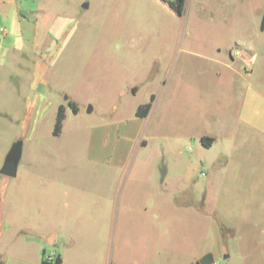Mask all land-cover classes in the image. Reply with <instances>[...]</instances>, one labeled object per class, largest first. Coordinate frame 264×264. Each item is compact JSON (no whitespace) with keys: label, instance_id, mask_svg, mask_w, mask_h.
Masks as SVG:
<instances>
[{"label":"rangeland","instance_id":"374dc122","mask_svg":"<svg viewBox=\"0 0 264 264\" xmlns=\"http://www.w3.org/2000/svg\"><path fill=\"white\" fill-rule=\"evenodd\" d=\"M15 3L24 8L15 23L13 6L0 5L17 34L15 53L0 56V168L21 139L27 170L0 174L4 263L60 255L62 264H185L211 239L213 209L235 229L233 240L221 231L222 249L233 251L227 264H264V0H186L182 16L158 0ZM59 105L65 117L54 136ZM200 133L216 138L210 149L196 143ZM222 154L229 169L218 171ZM197 163L210 165L207 177L195 179Z\"/></svg>","mask_w":264,"mask_h":264},{"label":"crops","instance_id":"0c3cea01","mask_svg":"<svg viewBox=\"0 0 264 264\" xmlns=\"http://www.w3.org/2000/svg\"><path fill=\"white\" fill-rule=\"evenodd\" d=\"M15 2H16V0H0V5L13 6L12 9L10 8V12H11L10 13V17H11L10 20H12L14 23L16 21H23V19H21V15L19 13H20V11L24 10V8H22V7L19 6V3H17V5H16ZM26 9L28 10L29 8H26ZM29 11L30 12H34L32 10H29ZM4 21H5L4 20V17L0 14V28H4L5 29V32H3V33L0 31V56L1 57H2L3 54H6L7 56H9L11 53L12 54L15 53L16 46H17V42H16V40H17V38H16L17 34L11 32L10 29L8 28L7 24ZM25 22L27 23V21H25ZM27 24L29 25V23H27ZM29 26H31V25H29ZM231 62H234V61H231ZM1 64L2 63H0V78H1V72L3 71L2 70V67L3 66H1ZM18 80H19V77L18 76L14 75V74L13 75H8L7 82L11 85L10 88L12 90L17 88V86H18ZM26 80H27V78L24 80V82H25V91H26V89L28 91L29 90V82L26 81ZM150 96H149V98H150ZM1 113H3V112H1ZM147 115H146V117H147ZM134 116H135V114H134ZM146 117H144V118H146ZM139 119H143V118H138V120ZM112 131H113V129L110 127L108 134H104V136L100 137L99 139L96 138L95 141L96 142H98V141L100 142L103 138H107L106 135H110ZM201 136H203V137L204 136H206V137H212L214 139L211 147L216 142V138L215 137L210 136V135H205L203 133H200V134L196 135V137H195L196 140H197L196 143H198L200 146H202L201 143H200V141H199V139H200ZM134 142L135 143H134L133 147L136 145V140H134ZM141 148H143V147H140L139 149H141ZM210 148H208V149H210ZM98 152H99V150H98ZM106 153L107 152L103 153L104 154L103 156L105 158L108 155V154L106 155ZM224 155L225 154H222L219 157L218 163L215 165V168H214L215 170L223 171V170H228L229 169L228 168L229 161L227 160V156L225 158V161L226 162L221 163V161H220L221 158H223ZM156 164H157V167H158L157 178H158V181L160 182V184L162 185V184H164V182L166 180V172H167L166 163H165V161H164L163 158H160L159 161L157 160ZM209 166H210L209 164L206 167V166H203L202 164H198V163L195 164L194 166H191L192 167V171H193L194 176H195V179L197 178V174L202 175V176L204 175L205 177H207L208 173L210 172V170L208 168ZM229 167H231V165ZM26 170L27 169H25V167L20 168L18 166L15 178L18 175L23 174ZM124 172L125 171H123V175H122V177L119 180V185H120L121 188H122V184L124 182V179H125V181L127 179V174L124 173ZM252 180H254V179H252ZM236 181H243L242 180V177L237 176ZM115 193L112 194L111 199L108 200V204H107L108 212H106L107 217L110 215L109 208L110 207L111 208H114V206L116 205V203H115V198H116L115 197ZM241 199H243V203H244L245 202V200H244L245 198H242L241 197ZM203 200H204V196H202L201 200L198 203V211H199V213H201V214L204 215V214H206V207H205V205L203 203ZM0 205H3V201H2L1 198H0ZM176 205L178 207H181V204H179V203H176ZM8 206L12 210H15V204L14 203H10ZM120 208H121V199L119 201L118 211H119ZM155 212L156 211H154V213ZM208 214H211L213 216L212 217L213 220L215 221V222H212V225H213L212 226L213 235H212L211 239H209V242L208 241L207 242L206 241L205 242L203 241L201 243L199 242L196 245V248H194L193 253L192 254H189L187 257H185V262H186L185 264H227V262L230 261L229 259L231 258V255H232V252L233 251L230 254L229 253L227 255L225 254L226 253L225 252L226 249L223 248L224 249L223 250L222 249V246H221V239H222V237H221V231L223 232L222 228L224 230L228 229V230H226V231L230 232V235H229L228 238H231V240H233L234 239L235 229L231 225H226V224L223 225V222L216 218V217H218V215H217V212L215 210L211 209V211H209ZM114 215H115V213L112 214V216H111L113 219L115 217ZM157 216H158L157 213L156 214H153V216H152V221H153V223L155 225H156V222L158 221ZM107 217H105V218H107ZM4 218H5V221H6L8 227L10 228V231H11L14 228L15 224L11 220H9L7 217H4ZM22 218H24V220L26 219V221L28 220L27 219L28 217H25L24 214H22ZM0 219H2V217H0ZM26 221H24V222H26ZM21 227H23V225H21ZM20 230L22 232H24V233L26 231L27 234L31 235V232L29 231L30 229H27V228H24L23 227V228L19 229L18 231L20 232ZM262 231H263V234H264V227L262 228ZM1 256L2 255L0 253V264H5L4 263L5 261H3V259H2ZM252 262H255L254 259L246 260V261L243 260L239 264H253Z\"/></svg>","mask_w":264,"mask_h":264},{"label":"trees","instance_id":"16d2710c","mask_svg":"<svg viewBox=\"0 0 264 264\" xmlns=\"http://www.w3.org/2000/svg\"><path fill=\"white\" fill-rule=\"evenodd\" d=\"M160 1L163 5H165L172 13H174L176 16H182L185 12V3L186 0H158ZM259 29L260 31H263L264 29V12L262 14V18L260 19V24H259ZM154 100V95L152 94L149 98V101L143 105H140L136 108L135 110V116L137 118H144L148 114L152 102ZM68 106L71 108V111L76 114L77 109L74 106L73 102L69 101ZM64 107L62 105H59L57 108V113H56V122L53 127V132L52 134L54 136H57L60 132L61 125L63 124L64 120ZM201 145L203 148L208 149L211 147L214 139L212 137H206V136H201L199 139ZM61 256L57 255L52 261L45 262L44 260L40 259L39 263L40 264H61Z\"/></svg>","mask_w":264,"mask_h":264},{"label":"water","instance_id":"95a60500","mask_svg":"<svg viewBox=\"0 0 264 264\" xmlns=\"http://www.w3.org/2000/svg\"><path fill=\"white\" fill-rule=\"evenodd\" d=\"M84 6L86 7V5ZM65 99H67V97H65ZM91 110L92 107L88 105L86 111L89 113ZM22 146L23 141L21 139L16 140L12 146H10L0 168V174L3 175V177L14 178L16 176L17 168L21 160Z\"/></svg>","mask_w":264,"mask_h":264},{"label":"built area","instance_id":"2783aa9c","mask_svg":"<svg viewBox=\"0 0 264 264\" xmlns=\"http://www.w3.org/2000/svg\"><path fill=\"white\" fill-rule=\"evenodd\" d=\"M0 31H1V32H3V31H4V29H3V28H0Z\"/></svg>","mask_w":264,"mask_h":264}]
</instances>
